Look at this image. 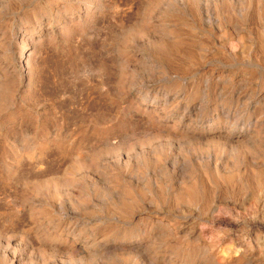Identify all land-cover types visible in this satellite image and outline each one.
<instances>
[{"label":"rangeland","instance_id":"1","mask_svg":"<svg viewBox=\"0 0 264 264\" xmlns=\"http://www.w3.org/2000/svg\"><path fill=\"white\" fill-rule=\"evenodd\" d=\"M0 264H264V0H0Z\"/></svg>","mask_w":264,"mask_h":264}]
</instances>
